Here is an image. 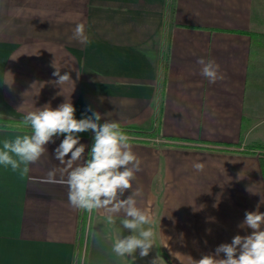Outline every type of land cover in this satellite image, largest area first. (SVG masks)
I'll return each mask as SVG.
<instances>
[{
    "label": "crops",
    "instance_id": "1",
    "mask_svg": "<svg viewBox=\"0 0 264 264\" xmlns=\"http://www.w3.org/2000/svg\"><path fill=\"white\" fill-rule=\"evenodd\" d=\"M80 23L87 44L73 38ZM201 58L224 78L210 83ZM55 68L73 81L57 85ZM65 101L77 119L99 112L161 139H130L154 246L118 257L123 213L110 224L69 203L58 136L26 174L0 165V264H193L251 233L245 212H264L252 152L264 146V0H0V147L31 134L27 112Z\"/></svg>",
    "mask_w": 264,
    "mask_h": 264
},
{
    "label": "clouds",
    "instance_id": "2",
    "mask_svg": "<svg viewBox=\"0 0 264 264\" xmlns=\"http://www.w3.org/2000/svg\"><path fill=\"white\" fill-rule=\"evenodd\" d=\"M73 38L82 44L88 43L83 23L76 25ZM198 63L202 65L201 74L210 83L224 78L214 61L201 58ZM55 69L53 75L58 77L57 85L73 81L70 73L61 75L60 70ZM75 112L72 102L66 101L55 109L44 105L27 112L23 124L30 127L31 134L4 139L0 147V165L10 166L13 172L19 170L24 175L29 171L28 166L47 152V145L55 143L54 137L63 136L54 155L66 166L64 182L68 186L69 203L88 212L103 210L110 224H115L116 218L123 213L120 224L132 234L117 237L112 251L118 257H129L139 250L141 257H147L154 246L155 234L151 227L144 226L153 221L147 209L137 206L136 198L141 195V189L133 187L136 173L142 170V161L132 150L129 135L116 120L100 124L102 116L99 112H92L91 116L82 119H77ZM88 131L94 133V142L85 159L87 146L80 142L78 134ZM79 161L82 163H77ZM193 167L203 171L205 166L194 163ZM128 190L132 194L122 198ZM242 225L251 229V233L235 235L231 243L220 244L214 254H205L193 264H264V212L246 211ZM152 264H156V259Z\"/></svg>",
    "mask_w": 264,
    "mask_h": 264
},
{
    "label": "rangeland",
    "instance_id": "3",
    "mask_svg": "<svg viewBox=\"0 0 264 264\" xmlns=\"http://www.w3.org/2000/svg\"><path fill=\"white\" fill-rule=\"evenodd\" d=\"M134 128H137V127H134ZM137 129H140V130H143V129H141V128H137ZM128 135H129V137H130V139H137V137H140L141 135H143V136H148V137H150V136H154L156 133H155V131H154V133L153 134H148L147 132L145 133V134H134V133H132V132H126ZM91 137L90 138H94V133H92L91 132V134H89ZM156 136H154L153 138H155ZM155 140L156 141H161V139L160 138H155ZM262 147V146H261ZM263 158V159H262ZM262 158H260V159H262L263 161H264V157H262Z\"/></svg>",
    "mask_w": 264,
    "mask_h": 264
},
{
    "label": "trees",
    "instance_id": "4",
    "mask_svg": "<svg viewBox=\"0 0 264 264\" xmlns=\"http://www.w3.org/2000/svg\"><path fill=\"white\" fill-rule=\"evenodd\" d=\"M125 132H132L134 134H145L147 131L140 130L134 127H121ZM148 134H153V132H147Z\"/></svg>",
    "mask_w": 264,
    "mask_h": 264
},
{
    "label": "built area",
    "instance_id": "5",
    "mask_svg": "<svg viewBox=\"0 0 264 264\" xmlns=\"http://www.w3.org/2000/svg\"><path fill=\"white\" fill-rule=\"evenodd\" d=\"M252 152L255 153L259 158H262L264 157V146L255 148L252 150Z\"/></svg>",
    "mask_w": 264,
    "mask_h": 264
}]
</instances>
